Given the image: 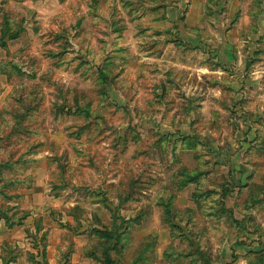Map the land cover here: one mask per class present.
<instances>
[{
  "label": "rangeland",
  "instance_id": "374dc122",
  "mask_svg": "<svg viewBox=\"0 0 264 264\" xmlns=\"http://www.w3.org/2000/svg\"><path fill=\"white\" fill-rule=\"evenodd\" d=\"M107 248L264 264V0H0V264Z\"/></svg>",
  "mask_w": 264,
  "mask_h": 264
},
{
  "label": "trees",
  "instance_id": "16d2710c",
  "mask_svg": "<svg viewBox=\"0 0 264 264\" xmlns=\"http://www.w3.org/2000/svg\"><path fill=\"white\" fill-rule=\"evenodd\" d=\"M233 223H237L236 221H232ZM113 249V248H111ZM109 249V250H111ZM108 248L107 249H104L103 250V261H104V264H114L113 260H111L110 256L108 255Z\"/></svg>",
  "mask_w": 264,
  "mask_h": 264
}]
</instances>
